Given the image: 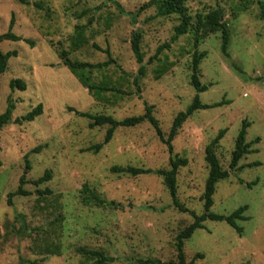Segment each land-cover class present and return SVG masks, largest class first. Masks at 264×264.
Segmentation results:
<instances>
[{"label":"rangeland","instance_id":"obj_1","mask_svg":"<svg viewBox=\"0 0 264 264\" xmlns=\"http://www.w3.org/2000/svg\"><path fill=\"white\" fill-rule=\"evenodd\" d=\"M24 1L0 0V35L13 17L12 33L21 38L0 44L3 53H17L0 75V115L8 98L15 106L12 119L38 104L43 113L0 130V264H92L79 248L100 251L114 258L111 264L175 263L176 237L193 223L190 212L204 214L205 149L221 130L225 134L215 154L229 176L216 184L210 211L228 216L247 206V220L237 221L241 235L225 222H204L184 241L185 261L264 264V0H188L193 17L222 9L230 33L227 52L221 50L220 32L195 47L191 31L160 54L157 48L170 42L179 18L158 17L154 8L140 11L149 0ZM135 31L141 34V65L131 50ZM196 52L205 53L197 75L207 90L199 100L222 105L194 112L173 139L172 154L148 122L117 128L98 152L87 151L102 143L109 126H91L76 111L121 121L141 116L145 105L151 106L167 139L174 118L196 96L190 82ZM65 57L114 63L83 71L95 88L89 90L63 65ZM141 66L145 75L138 78L137 90L134 80ZM160 70L165 73L158 76ZM15 79L26 83L25 91L9 89ZM244 123L245 142L256 152L230 170ZM170 157L187 160L176 177L177 199L185 212L172 205L160 177L110 171L113 166L168 170ZM255 162L260 166L248 167ZM46 171L50 180L33 185ZM22 176L28 195L13 196L9 206L7 195L16 192ZM91 194L120 207L97 206Z\"/></svg>","mask_w":264,"mask_h":264},{"label":"trees","instance_id":"obj_2","mask_svg":"<svg viewBox=\"0 0 264 264\" xmlns=\"http://www.w3.org/2000/svg\"><path fill=\"white\" fill-rule=\"evenodd\" d=\"M21 3L26 4L24 0H18ZM188 0H149L147 3L140 7V11L154 8L156 11V16L158 17H170V16H178L179 24L173 28V35L170 39V42L165 43L157 48V54H160L164 49H169L170 44H173L177 41V39L181 36L190 34L191 31L193 32V39H194V46L198 47L200 42L207 38L209 35L221 33V42H222V52H227V46L229 44V29L227 23L223 20V11L221 8H210L206 12V14H195V16H191L189 14L188 8L186 6V2ZM35 7L40 8L38 4H34ZM260 18L264 20V6L260 9ZM14 25V18L11 17L9 30L0 35V44L3 41H21V38L14 33H12V28ZM33 47V43L26 42ZM141 43V34L137 31L133 32L131 35V50L135 57V60L138 64H142L143 56L140 48ZM107 54H109L106 51ZM17 53L15 51H9L3 53L0 50V75H2L7 70V63L10 58L16 57ZM64 56V53H63ZM205 57V53H194L193 55V62H192V75L190 78L191 85L193 86L194 90L196 91V96L194 97L192 103L186 108L184 112H180L174 118L172 126L169 131V135L167 139H164L160 128L158 126L157 120L152 115V107L145 105V113L141 116L130 117L123 119L121 121L114 120L110 116H103V115H91L88 113H81L75 112L80 117H84L90 119L92 121L91 126H109L107 130L104 140L102 143L93 146V148L87 149V151H94L98 152L104 145H106L112 138L114 131L117 128L125 127L131 128L135 127L143 122H148L152 125L155 129L156 134L160 141L164 143L170 154H172V141L177 135L178 130L181 128L182 124L197 110H205L211 109L215 107H219L222 105V102L206 105L201 104L199 100V94L203 93L207 90L205 85L200 83L198 79L197 70L200 61ZM110 63H114L111 59L97 64H89V63H82V62H73L70 61L67 57L64 58L63 65L70 70V72L80 81V83L88 88L89 90L95 89L93 86L88 84L87 79L82 74L84 70H93V69H103L108 67ZM165 73V70L158 71L157 75H162ZM145 70L144 67H140L138 69V77L134 80V84L138 88V78L144 77ZM264 83V79H263ZM9 89L11 91L19 90L25 91L26 90V83L23 80L15 79L9 82ZM96 93V92H95ZM98 94V92L96 93ZM15 110L14 104L11 102V99H7V107L5 111L0 115V130L5 127L9 123H13L15 125H22L23 123H29L34 121L37 117L41 116L43 113L42 105L38 104L34 107L31 111L27 112L25 115L12 119V113ZM248 127L247 123H244L242 126L241 131L239 132L236 141L234 150L231 153V161H230V170H236L239 161L248 154L255 153V150H251V143L245 142L246 136V129ZM225 130H221L218 132L217 136L211 141V143L205 149V162L208 166V176L204 186V193L202 196V200L204 201V214L197 216L193 212H190L193 217V223L182 230L176 237L175 241V249H176V259L175 263H163L159 260H148L145 261L144 264H187L185 261V255L183 252L184 248V241L189 239L192 234L198 230L203 229V223L206 221H213V222H225L231 228H233L238 235H241L243 230L241 227L237 225V221H245L247 218L244 216V213L247 211V206H242L235 211H233L230 215H218L212 213L210 210L213 206V195L215 193L216 184L222 180L228 178L229 173L226 170H222L219 161L215 154V148L220 142V140L224 137ZM257 141V142H256ZM256 143L259 140H255ZM187 165V160L185 158L170 157L169 160V169L168 170H151V169H142V168H135V167H116L113 166L110 171L111 173L116 174H124L131 177H138L143 175H155L160 177L163 180L165 187L167 188L172 205L177 208L181 212H185L186 210L183 206L179 203L177 199V192H176V177L178 175L179 169L181 167H185ZM260 163L255 162L248 167H258ZM28 169V165H27ZM50 180V172L46 171L44 175L36 181H33L32 184L35 186H39L44 182ZM25 177L22 176L19 180V185L15 193H9L7 195V205H11L10 199L13 196H26L28 193L23 190V185H25ZM83 192H87L88 188L86 186L83 187ZM48 193V191H46ZM91 199L94 201V204L97 206H108L110 208L118 209L120 206L115 204L114 202H106L101 200L99 197L95 196L94 194L90 195ZM77 252L85 257L86 259L90 260L92 264H111L114 262V258L104 255L100 251L96 250H88L84 248H79Z\"/></svg>","mask_w":264,"mask_h":264}]
</instances>
